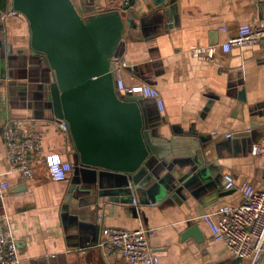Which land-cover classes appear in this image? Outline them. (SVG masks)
Returning a JSON list of instances; mask_svg holds the SVG:
<instances>
[{
    "label": "crops",
    "instance_id": "1",
    "mask_svg": "<svg viewBox=\"0 0 264 264\" xmlns=\"http://www.w3.org/2000/svg\"><path fill=\"white\" fill-rule=\"evenodd\" d=\"M82 16L119 12L120 0H73ZM155 6L134 0L125 17L119 57L127 88L146 85L160 93L163 109L142 98L155 136L166 141L197 139L208 152L200 165L181 156L159 175L167 194L149 204L134 195L130 204L99 193L107 176L85 173L88 192L75 196L74 169L66 180H50L43 163L31 181L9 173L3 142L4 125L24 121L42 134L45 154H59L71 163L67 135L44 110L39 90L41 67L28 54V25L22 15L0 20V221L14 241L18 264H127L100 247L101 230L143 229L156 264H264L234 258L213 241L201 216L232 208L241 189L264 191V154L252 156V146L264 142V40L225 53L219 47L251 24L256 12L264 17V0H176ZM80 8V9H79ZM192 46H217L215 64L189 54ZM126 97L127 93H119ZM228 136V137H227ZM183 153V151L181 152ZM224 176L234 187L225 190ZM96 178V182L94 181ZM93 181L95 183H93ZM197 226L202 240L186 235Z\"/></svg>",
    "mask_w": 264,
    "mask_h": 264
},
{
    "label": "water",
    "instance_id": "2",
    "mask_svg": "<svg viewBox=\"0 0 264 264\" xmlns=\"http://www.w3.org/2000/svg\"><path fill=\"white\" fill-rule=\"evenodd\" d=\"M175 1L152 0L155 6L169 5L172 13ZM128 8L121 9L122 16H82L84 10L73 0H0V20L3 13L14 11L27 22L29 58L41 67L42 106L53 121L66 125L75 196L88 192L84 174L92 172L109 178L100 195L126 204L137 195L140 203L149 204L169 191L161 172L181 156L200 165L208 149L197 139L155 136L142 98L121 97L115 91L112 63L119 57L125 28H131L124 14ZM2 112L0 94V116ZM188 234L202 240L197 226L184 236Z\"/></svg>",
    "mask_w": 264,
    "mask_h": 264
},
{
    "label": "built area",
    "instance_id": "3",
    "mask_svg": "<svg viewBox=\"0 0 264 264\" xmlns=\"http://www.w3.org/2000/svg\"><path fill=\"white\" fill-rule=\"evenodd\" d=\"M129 5L134 0H120ZM16 13L6 12L1 15L5 20ZM264 40V17L256 12L253 22L241 26L236 36L229 38L220 49L228 53L237 47L259 44ZM217 46H192L189 54L200 61L215 64ZM111 74L117 93L139 95L155 102L162 111L163 104L160 93L146 85L127 88L124 84L123 70L126 65L118 58L112 63ZM58 128L67 133L66 125L57 122ZM228 137V136H227ZM42 134L28 126L24 121H10L4 125L3 142L9 173L18 175L23 181H31L34 167L43 163L50 180L61 182L66 180L73 165L59 154H45L41 149ZM252 156L264 154V142L252 146ZM6 182H0V195L7 188ZM225 190H231L234 182L231 176H224ZM242 200L232 208H221L215 212L201 216L202 222L209 230L213 241L223 243L231 255L237 259H250L253 263L264 257V191L258 192L251 186L241 189ZM135 204V200L133 201ZM6 224L0 221V264H18L17 249L14 241L6 233ZM99 247L106 253H112L127 264H156L157 258L152 255L148 243V232L143 229L121 230L103 228Z\"/></svg>",
    "mask_w": 264,
    "mask_h": 264
}]
</instances>
